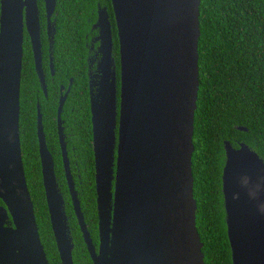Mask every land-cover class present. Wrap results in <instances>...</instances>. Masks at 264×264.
Here are the masks:
<instances>
[{"label":"water","instance_id":"1","mask_svg":"<svg viewBox=\"0 0 264 264\" xmlns=\"http://www.w3.org/2000/svg\"><path fill=\"white\" fill-rule=\"evenodd\" d=\"M43 1L49 32L57 0ZM200 1L111 0L119 89L111 26L106 10L98 12L94 29L99 33L100 76L89 86L98 250L74 188L60 122L65 97L59 100L65 178L93 264H205L192 174ZM25 31L45 93L37 0H0V264H49L26 183L19 135ZM36 133L57 251L61 264H73L74 244L39 104ZM223 147L222 194L232 264H264V160L244 144L235 150L224 141Z\"/></svg>","mask_w":264,"mask_h":264},{"label":"trees","instance_id":"2","mask_svg":"<svg viewBox=\"0 0 264 264\" xmlns=\"http://www.w3.org/2000/svg\"><path fill=\"white\" fill-rule=\"evenodd\" d=\"M37 2L41 20L44 2ZM99 8L106 10L112 30V55L119 89V46L111 0L56 1L52 16L55 22L54 75L46 68L47 98L34 71L28 40L23 44L19 117L22 162L49 264H61V261L42 183L36 133L37 104L40 105L47 147L54 159L58 188L65 200L74 244L73 264H93L73 210L57 140L58 92L60 86L67 90L70 79L73 83L61 119L81 211L93 244L97 246L99 242L85 48L86 36L91 35ZM199 11V89L192 154L196 227L203 245L204 263L232 264L222 194L223 142L229 141L233 147L243 143L256 150L264 160V0H201ZM43 45L46 52L45 39ZM238 127L247 131H239ZM0 206H3L1 200Z\"/></svg>","mask_w":264,"mask_h":264},{"label":"flooded vegetation","instance_id":"3","mask_svg":"<svg viewBox=\"0 0 264 264\" xmlns=\"http://www.w3.org/2000/svg\"><path fill=\"white\" fill-rule=\"evenodd\" d=\"M101 10H102V8H99L98 12L101 11ZM97 19H98V17H97ZM42 20H44V22H42ZM96 22H97V20H96ZM40 25H41V45H42L41 46V69H42V73H43L44 81H45V85H46V92L45 93L42 90L40 82H39V85H40V89L43 92L44 96L47 98V84H46L47 71H46V68L48 69L49 74H51L52 76L54 75V64H53V43H54V40H51V43H50L49 36L51 37V36H53L55 34V31H54L55 24L53 23V20H52V17H51V21L49 22V32H48V27H47L48 22H47V18H46V14H45V8H44L43 19L40 20ZM94 25L92 27V30H90L91 31L90 32L91 35L90 36H88V35L86 36V46H85V48L87 49V52H86V63H87V75H88L89 86H90V81H93V84L98 82L99 76H100L99 72L97 70V64H98V62H99V60L101 58V55L99 53V43L100 42L97 39L99 33H98L97 29H94ZM26 39L28 40V42L30 44L28 35H27L26 31H25V33H24V42L26 41ZM44 39H45V42H46V48H45L46 52L44 51V45H43L44 44ZM30 49L32 51L31 44H30ZM112 54H113V51H112ZM32 56H33V52H32ZM33 63H34V58H33ZM34 71H35V64H34ZM35 74L37 76L36 72H35ZM37 78H38V76H37ZM38 81H39V79H38ZM72 83H73V79H70L69 85H68V88H67L66 91H65L64 86H60V89H59V92H58V94H59V96H58L59 99L58 100H60L61 98L65 97V101L63 103V106H64V104H65V102L67 100V97H68V94L70 92V88L72 86ZM89 96H90V88H89ZM58 107H59V102H58ZM58 107H57V116H56L57 140H58V144H59V148H60V152H61V156H62V150H61V146H60V142H59V134H58ZM62 112H63V107H62ZM62 112H61V114H62ZM40 113H41V111H40ZM60 122H61L62 135H63V138H64V143H65V146H66V152H67V158H68L67 144H66L65 135H64V121L61 119V117H60ZM42 125H43V122H42ZM239 128L240 127H238L237 129L239 130ZM43 131H44V126H43ZM44 136H45V132H44ZM45 142H46V136H45ZM241 144H243V143H239L238 147H233V148L235 150H239ZM46 146H47V143H46ZM47 149H48V147H47ZM249 149L251 151H253V152H257L256 150H254V149H252L250 147H249ZM48 151L51 154V151L49 149H48ZM38 154H39V152H38ZM51 156H52V154H51ZM52 158H53V156H52ZM39 159H40V157H39ZM68 161H69V158H68ZM53 162H54V159H53ZM62 164H63V159H62ZM40 165H41V163H40ZM69 166H70V161H69ZM63 169H64V167H63ZM70 171H71V166H70ZM56 181H57V179H56ZM66 183H67V181H66ZM67 187H68V184H67ZM74 188H75V184H74ZM68 192H69V189H68ZM69 195H70V193H69ZM77 197H78V195H77ZM64 204H65V200H64ZM67 218H68V216H67ZM98 234H99V231H98ZM98 246H99V242H98L97 246L94 245L96 250H98Z\"/></svg>","mask_w":264,"mask_h":264},{"label":"rangeland","instance_id":"4","mask_svg":"<svg viewBox=\"0 0 264 264\" xmlns=\"http://www.w3.org/2000/svg\"><path fill=\"white\" fill-rule=\"evenodd\" d=\"M99 81V80H98ZM97 83V82H96ZM95 87V86H94ZM96 88V87H95Z\"/></svg>","mask_w":264,"mask_h":264}]
</instances>
